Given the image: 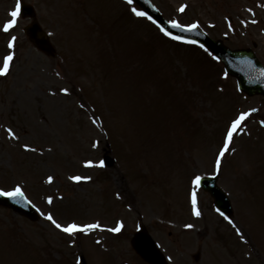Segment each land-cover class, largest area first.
Masks as SVG:
<instances>
[{
    "label": "rangeland",
    "instance_id": "obj_1",
    "mask_svg": "<svg viewBox=\"0 0 264 264\" xmlns=\"http://www.w3.org/2000/svg\"><path fill=\"white\" fill-rule=\"evenodd\" d=\"M152 1L169 21L198 22L213 39L228 36L224 44L232 50L256 43L254 53L264 64V0ZM16 2L0 0V67L12 51L8 41L17 38L9 72L0 76V188L11 190L19 183L39 209V221L0 207V264H77L78 259L80 264H145L130 248L131 235L142 225L168 264H264V177L256 176L264 172V100L239 93L220 64H209L200 46L159 41L164 35L148 21L141 26L133 20V6L127 3L20 0L34 7L50 37L56 52L47 57L23 33L29 19L19 15L16 25L3 31ZM182 5H187L184 12L179 11ZM120 11L129 13L126 27L138 21L139 38L148 39L145 55L129 48L122 57L109 56L115 52L113 36L129 46L122 23L106 26ZM131 36L134 41L137 29ZM186 68L189 75L184 77ZM125 69L136 71L141 79L119 80ZM108 76L111 85L104 82ZM146 88L151 91L143 94ZM141 111L147 123L143 132L136 129L142 123ZM241 112L251 115L234 134L236 151L225 154L217 180L232 202L229 223L191 178L214 175L225 130ZM100 113L110 140L97 119ZM9 128L18 139L9 138ZM24 144L37 151H25ZM250 145L257 150L243 151ZM86 160H103L104 167H85ZM73 175L91 179L74 182ZM193 191L200 216L192 210ZM41 212H51L61 223L114 227L123 221L124 228L122 233L95 229L69 237ZM71 239H76L75 245Z\"/></svg>",
    "mask_w": 264,
    "mask_h": 264
},
{
    "label": "snow or ice",
    "instance_id": "obj_2",
    "mask_svg": "<svg viewBox=\"0 0 264 264\" xmlns=\"http://www.w3.org/2000/svg\"><path fill=\"white\" fill-rule=\"evenodd\" d=\"M126 2L128 5H133L134 0H126ZM186 7H187V5H182L180 7L179 11L184 12ZM130 10L135 16L146 18L147 20L151 21L153 24H156V26L160 29V31L165 36H167L173 40L180 41L183 43H193V44L198 43L195 40H190V39H187V38L180 36V35H174L172 32L168 31L166 28H164L163 26L158 24L157 21L154 20L153 17L150 16L145 11L139 10L136 7H131ZM248 11L252 12V9H248ZM20 12H21V4H20V0H17L14 10L10 13L11 19H9L4 24L3 31L8 32L10 29H12L16 25L17 18L19 17ZM251 22L256 23L255 20H253ZM170 24H171L172 28L180 29L182 32H193L196 29H198L200 26L198 22H193L191 24L185 25V24H182L181 22H179L177 20L170 21ZM229 26L231 27V25H229ZM16 39L17 38L15 36H12L10 38V40L8 41L7 47H8V49H10L12 51H9L8 54L3 57L2 67H0V76H5L9 72L10 66L14 60V57H15L14 48H15ZM200 47H204V46L201 44ZM205 50H207V49H205ZM261 75L264 76V70H261ZM61 91L64 92L65 94L68 93L67 88H63V89H61ZM251 111L254 112V111H256V109H252ZM250 115H251V112H241L233 120H231V122L227 126V128L225 130L224 137H223L222 144L219 147L217 154L215 156L214 175H219L221 173V165H222L223 159L225 158V154L229 153V152L234 153L236 151V149L234 147H232L234 134H237L238 132L242 131V124ZM93 123H97V121L93 120ZM260 123L262 125H264V120H261ZM7 132H8L9 138L18 139V137L12 131L11 128L7 129ZM97 146H98V142H94L92 145V147H94V148ZM22 147L24 148L25 151H33V152L37 151V149L33 148L29 144H24ZM84 165H85V167H95V166L104 167V161L100 160L97 164L96 162H94L92 160H86V161H84ZM70 179L74 182H80L81 180H90L91 177L73 175L70 177ZM202 179H203V177L201 175H195L194 174L193 177L191 178V183L193 185L199 186ZM52 181H53V177L48 176L47 182L52 183ZM0 196L8 197V198H10L12 200H16V201L23 200L27 204L35 207V205L32 204V201L27 198V196L25 195L23 187L19 183L15 184L11 188V190H5L4 188H0ZM47 203L48 204L53 203V197L52 196L47 197ZM191 203H192V210H193L194 214L196 216H200L201 213L197 207V199H196L195 191L192 192ZM37 210L39 211V209H37ZM217 211H219V210H217ZM41 215L44 217L45 220L49 221L56 229H58L62 233L67 234L69 237H75L77 233L87 234V233H90L91 231H93L95 229L107 230L108 232H111V233H120L122 231V229L124 228L123 221H117L116 225L114 227H106V226H102L99 222L80 224V223L73 221V222H68V223H61L56 218H54V216L51 212H48V213L41 212ZM221 215H223V213H221ZM226 219H227V217H226ZM229 223H232V221L229 220ZM185 227L191 228V227H193V225L186 224ZM234 227H235V225H234ZM236 231L238 234L240 233V229L238 227L236 228ZM241 238H243V236H241ZM76 242H77L76 239H71L69 241V243L72 245H75ZM96 243L99 244V243H101V241L97 240ZM168 259L171 260V257H168ZM77 264H80L79 259L77 260Z\"/></svg>",
    "mask_w": 264,
    "mask_h": 264
},
{
    "label": "water",
    "instance_id": "obj_3",
    "mask_svg": "<svg viewBox=\"0 0 264 264\" xmlns=\"http://www.w3.org/2000/svg\"><path fill=\"white\" fill-rule=\"evenodd\" d=\"M135 1L143 5L147 9V12L152 14V16L157 17V13L155 12V10H153V8H151L150 6H147L144 0ZM23 11L24 12L22 13L24 14H32L31 8L29 7L23 6ZM39 31L40 29L35 23L26 29L27 34L32 40L35 41L34 43H36L40 48L44 47L45 49L49 50V48L46 46L47 43L45 37H42L40 38V40H38L39 38L37 37V34ZM175 33L182 36L186 35L180 29L175 30ZM193 38H196L200 42H202L206 47L214 52L215 55H217L222 60V62L225 63L224 65H226L227 70L237 78L238 84L242 90H244L248 94L260 93L264 96V76L261 75L262 69L259 64H257V61L254 59L253 55L247 52L240 51L232 53L222 46L218 45V43H213L206 38H200L196 36H194ZM214 180L215 179H203L201 180V185L204 189L208 190V192H210L214 196V202L219 210H222V212L226 214H230L231 211L229 208V204L225 199L223 193L215 187ZM0 202L12 207V209L16 212L31 218V220L35 218L32 208L23 200L7 201L4 198H0ZM133 245L136 251L142 256V258H145L150 263L164 264L163 258L160 257L161 255L157 252L155 247H153L154 244L148 237H146L143 231H140L135 235L133 239Z\"/></svg>",
    "mask_w": 264,
    "mask_h": 264
}]
</instances>
